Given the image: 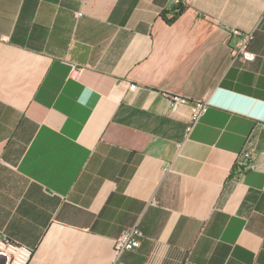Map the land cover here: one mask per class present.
<instances>
[{"label":"crops","instance_id":"obj_1","mask_svg":"<svg viewBox=\"0 0 264 264\" xmlns=\"http://www.w3.org/2000/svg\"><path fill=\"white\" fill-rule=\"evenodd\" d=\"M182 4L0 0V233L28 264H264V0Z\"/></svg>","mask_w":264,"mask_h":264},{"label":"built area","instance_id":"obj_2","mask_svg":"<svg viewBox=\"0 0 264 264\" xmlns=\"http://www.w3.org/2000/svg\"><path fill=\"white\" fill-rule=\"evenodd\" d=\"M183 0H170L171 6L182 4ZM231 32L237 36V45L232 52V61L240 59L242 61H249L254 58V53L250 50V44L254 38L253 31H240L238 29H231ZM82 67L72 65L70 75L77 78L82 71ZM136 84H130L129 90H135ZM164 96L172 104H178L185 100L184 97L178 94L164 93ZM211 105L208 99H196L192 101L190 107L189 117L185 126V135L188 136L196 123L205 113L207 108ZM253 151L247 146L241 152L240 158H247L248 163L243 164L241 160L237 163L240 171L253 167ZM142 232L137 226L129 227L121 231L115 238L113 244V255L117 258L125 251H133L139 247ZM0 254L6 257L5 264H28L32 258L33 249L23 243H19L0 233ZM189 264V263H185Z\"/></svg>","mask_w":264,"mask_h":264},{"label":"trees","instance_id":"obj_3","mask_svg":"<svg viewBox=\"0 0 264 264\" xmlns=\"http://www.w3.org/2000/svg\"><path fill=\"white\" fill-rule=\"evenodd\" d=\"M184 5L183 4H179V5H175V6H171L170 10L169 11H165L163 12L162 16L163 18L165 19V21L167 23H171L173 20L176 19V17L181 13L183 12L184 10ZM170 13L171 14V17H166V14Z\"/></svg>","mask_w":264,"mask_h":264}]
</instances>
